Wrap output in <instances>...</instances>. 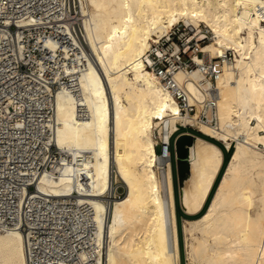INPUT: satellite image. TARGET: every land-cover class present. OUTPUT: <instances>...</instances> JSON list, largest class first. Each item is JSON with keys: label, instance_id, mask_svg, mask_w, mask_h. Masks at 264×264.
Returning <instances> with one entry per match:
<instances>
[{"label": "bare ground", "instance_id": "1", "mask_svg": "<svg viewBox=\"0 0 264 264\" xmlns=\"http://www.w3.org/2000/svg\"><path fill=\"white\" fill-rule=\"evenodd\" d=\"M80 2L87 46L73 66L62 65L72 81L55 93L51 126L60 157L39 176L37 188L57 202L85 207L92 249L81 253L82 264H179L170 167V139L179 123L199 125L228 151L234 141L201 213L225 150L194 134L190 175L180 187L184 212L198 215L183 218L186 250L206 264H264V30L258 16L264 0ZM181 22L198 30L199 38L206 37L201 26L211 35L203 56L193 57L200 65L174 70L175 85L189 105L209 116L215 88L217 126L184 113L173 90L149 67V50ZM46 43L55 60L59 51L69 55L60 39ZM228 50L232 59L225 57ZM210 63L215 81L204 70ZM118 179L126 186L122 197ZM0 264H28L20 230L0 233Z\"/></svg>", "mask_w": 264, "mask_h": 264}, {"label": "built area", "instance_id": "2", "mask_svg": "<svg viewBox=\"0 0 264 264\" xmlns=\"http://www.w3.org/2000/svg\"><path fill=\"white\" fill-rule=\"evenodd\" d=\"M81 13L80 0H0V233H23L28 264H82L81 253L92 249V229L82 215L87 214L85 207L57 202L37 188L39 176L52 170L60 157L53 129L55 93L72 81L62 65L73 66L77 53L83 54L87 46ZM258 16L264 30V4ZM185 26H174L162 42L153 45L149 67L173 90L184 113L197 114V122L217 126L215 88L207 102L212 110L209 116L189 105L185 91L175 85L174 70L200 65L193 53L203 56L201 45L211 35L202 27L199 30L206 37L199 38L192 28L196 36L180 42L185 32L190 35ZM72 34L81 43H74ZM49 37L67 44L69 55L59 51L55 60L46 43ZM233 56L231 50L225 54L228 59ZM204 70L216 80L211 63Z\"/></svg>", "mask_w": 264, "mask_h": 264}, {"label": "rangeland", "instance_id": "3", "mask_svg": "<svg viewBox=\"0 0 264 264\" xmlns=\"http://www.w3.org/2000/svg\"><path fill=\"white\" fill-rule=\"evenodd\" d=\"M184 23H180L179 25L181 26V28L185 25H183ZM202 28V26H201ZM185 29L187 31H190V35H188L186 32L180 36L179 40L180 42H184L186 43L187 41L189 42V39H192L196 36V33L193 34L192 33V27L191 26H185ZM167 38L164 39V41L166 40ZM194 40V39H193ZM192 40V41H193ZM163 40H161L162 42ZM210 39L205 42V43H209ZM167 43H171V41L167 42ZM192 42L188 43V44H191ZM204 43V44H205ZM204 44L201 46V48L204 46ZM192 54V51L190 52ZM196 53H193V57L195 56ZM197 55V54H196ZM195 112H198L197 109ZM180 127V125H179ZM159 128L156 127L155 129V138L156 140H158V144H157V150L158 152L160 153L161 152V149H162V142H161V134L160 132L158 131ZM191 132L193 134H199L207 139H210V140H214L216 141L217 143H219L225 150V153H227V155H229L230 157V154L232 152V150L234 149V141L232 142V140H235L234 138L231 139V142H232V145H231V148L230 150H226L224 145H223V141L222 140H217L211 136H208L207 134H205L204 130H202L199 125L197 124H193L192 126H181L180 129H178L172 136H171V139H170V149L172 151V162H171V172L173 170V182H174V199H175V204H176V211L179 215V220H180V232H179V245H180V258H179V264H206L203 260H201L200 257L198 256H191V254L189 253V251L186 250V243H185V236H184V233H183V218H193V217H196L198 215H194V216H191V215H187L183 208H182V204H181V200H180V191H179V184H178V178H177V173H176V161H175V154H174V141H175V138L176 136L179 134V133H182V132ZM223 143H222V142ZM224 170V169H223ZM115 186H116V192L118 194L119 197H122L125 195L126 193V186H125V183L121 180V179H118V182L115 183ZM178 215H177V220H178ZM186 216H189V217H186ZM178 229H179V224H178Z\"/></svg>", "mask_w": 264, "mask_h": 264}, {"label": "water", "instance_id": "4", "mask_svg": "<svg viewBox=\"0 0 264 264\" xmlns=\"http://www.w3.org/2000/svg\"><path fill=\"white\" fill-rule=\"evenodd\" d=\"M194 141H195V135L188 132L179 133L174 141L176 173L178 178L180 195H181L180 187L183 185L185 179L188 178L190 175V171H191L190 147L194 144Z\"/></svg>", "mask_w": 264, "mask_h": 264}, {"label": "trees", "instance_id": "5", "mask_svg": "<svg viewBox=\"0 0 264 264\" xmlns=\"http://www.w3.org/2000/svg\"><path fill=\"white\" fill-rule=\"evenodd\" d=\"M209 140H210V139H209ZM212 141H214V140H212ZM214 142H216V141H214ZM218 144H219V143H218ZM170 151H171V149H170ZM171 153H172V151H171ZM228 159H229V155H227V153H225V158H224L223 167H222L221 172L219 173V175H218V177H217V180H216V182H215V185H214V187H213V189H212V191H211V193H210V195H209V197H208V199H207V202H206L204 208L202 209L201 213L205 210V208H206L208 202L210 201V198H211V196H212V194H213V190L215 189V187H216V185H217L216 183H218V181H219V179H220V176H221V174H222V172H223V169L225 168V165H226ZM177 215H178V213H177ZM186 217H189V216H186ZM178 224H179V232H180V220H179V215H178ZM180 245H181V244H180Z\"/></svg>", "mask_w": 264, "mask_h": 264}]
</instances>
